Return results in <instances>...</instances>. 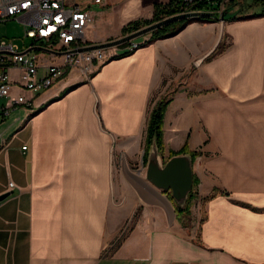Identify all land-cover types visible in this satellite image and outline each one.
Listing matches in <instances>:
<instances>
[{
    "label": "crops",
    "instance_id": "1",
    "mask_svg": "<svg viewBox=\"0 0 264 264\" xmlns=\"http://www.w3.org/2000/svg\"><path fill=\"white\" fill-rule=\"evenodd\" d=\"M78 1L92 16L88 46L177 3ZM150 35L110 48L91 70L68 67L27 96L32 107L6 109L0 97V196L10 193L0 200V264H264V16L193 21L146 44ZM45 45L31 39L26 51L64 64ZM9 73L20 80L21 70ZM162 98L164 159L197 153L185 212L146 178Z\"/></svg>",
    "mask_w": 264,
    "mask_h": 264
},
{
    "label": "built area",
    "instance_id": "2",
    "mask_svg": "<svg viewBox=\"0 0 264 264\" xmlns=\"http://www.w3.org/2000/svg\"><path fill=\"white\" fill-rule=\"evenodd\" d=\"M103 0H96L101 3ZM180 14L194 12V8L204 0H176ZM225 9L224 3L218 12ZM17 18L26 25L25 36L35 42H46L45 47L58 51L64 57L62 65H42L36 55L20 51L15 41L0 43V97L8 99L6 106L34 105L33 98L24 95L13 97L15 87L41 93L62 79L68 67L83 65L91 70L97 63L108 59L107 49L81 51L88 46L86 30L92 20L87 5L78 0H0V21ZM142 43H131L128 51L140 48ZM34 48V45L32 46ZM21 70L20 80L14 81L10 70ZM8 113V110H6ZM11 186H15L11 183Z\"/></svg>",
    "mask_w": 264,
    "mask_h": 264
},
{
    "label": "water",
    "instance_id": "3",
    "mask_svg": "<svg viewBox=\"0 0 264 264\" xmlns=\"http://www.w3.org/2000/svg\"><path fill=\"white\" fill-rule=\"evenodd\" d=\"M213 15H215L214 12L208 11H194L177 14L168 17L162 21L146 26L123 38L106 42L103 44L89 45L84 48H81V51H92L96 49H108L112 47H117L127 42H131L140 36L150 34L154 30L172 22L189 18H199ZM220 20L225 21L224 13L220 14ZM38 48L47 52L60 54V52H55L46 47ZM31 51L32 50H29L27 52ZM146 178L159 189L164 190L166 192H171L172 197L180 207H186L188 200L190 199L191 193L194 189L195 182L193 156L191 154L185 153L174 155L170 159L165 160L158 144L157 135H154L147 163ZM9 195L10 193L3 194L2 196H0V200H5Z\"/></svg>",
    "mask_w": 264,
    "mask_h": 264
},
{
    "label": "trees",
    "instance_id": "4",
    "mask_svg": "<svg viewBox=\"0 0 264 264\" xmlns=\"http://www.w3.org/2000/svg\"><path fill=\"white\" fill-rule=\"evenodd\" d=\"M225 5V20H238V19H248L254 17L264 16V0H204L200 2L195 8V11H208L214 12L213 16H204L199 18H189L184 20H179L167 24L161 28H158L151 32V38L147 43H152L155 40L168 38L178 34L188 23L193 21H203V22H212L216 19H220V13L218 10L221 8L222 4ZM238 7V11L231 15L230 10ZM180 14V10L176 7L175 3H171L167 6L161 7L158 6L156 8L154 19L148 21L145 26H149L156 22L162 21L168 17ZM143 27L139 23H133L124 31L126 33L136 32ZM128 43V42H127ZM125 43V44H127ZM123 44V45H125ZM132 52L127 51L123 55H128ZM170 100L167 98L161 99L156 107L153 110L150 126H149V139L150 142L153 141L154 135H157L158 144L160 149L163 146V123H164V115L166 109L168 107ZM193 157L197 155V153H191ZM181 212L187 211L186 207H180Z\"/></svg>",
    "mask_w": 264,
    "mask_h": 264
},
{
    "label": "rangeland",
    "instance_id": "5",
    "mask_svg": "<svg viewBox=\"0 0 264 264\" xmlns=\"http://www.w3.org/2000/svg\"><path fill=\"white\" fill-rule=\"evenodd\" d=\"M26 28H27L26 25L17 18H12L7 21H0V43L3 40H7V41L13 40L15 41V43L18 44L20 51H26L28 48H30V45H31V39L25 36ZM144 36H140L134 39L133 41L141 40ZM109 50L110 48L107 49V53L109 52ZM35 53H37L36 50L31 52V54H35ZM22 90H23V93L26 95V97L33 94V92L29 90H26V89H22ZM192 196H193V191L186 205L187 211L189 210V205L191 203Z\"/></svg>",
    "mask_w": 264,
    "mask_h": 264
}]
</instances>
